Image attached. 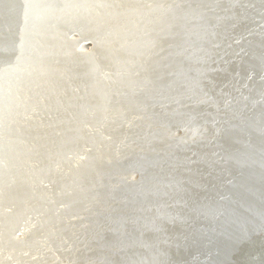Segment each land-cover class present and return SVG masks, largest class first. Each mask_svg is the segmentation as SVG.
Instances as JSON below:
<instances>
[{
  "label": "bare ground",
  "instance_id": "bare-ground-1",
  "mask_svg": "<svg viewBox=\"0 0 264 264\" xmlns=\"http://www.w3.org/2000/svg\"><path fill=\"white\" fill-rule=\"evenodd\" d=\"M51 2L0 93V262L264 264V2Z\"/></svg>",
  "mask_w": 264,
  "mask_h": 264
},
{
  "label": "snow or ice",
  "instance_id": "snow-or-ice-1",
  "mask_svg": "<svg viewBox=\"0 0 264 264\" xmlns=\"http://www.w3.org/2000/svg\"><path fill=\"white\" fill-rule=\"evenodd\" d=\"M262 2H264V0H262ZM68 5L69 4L53 3L51 0H24V3L22 4L24 27L21 30V42L18 46L20 49V54L14 61L8 63L4 67H0V78H2L3 81L0 83V93H2L5 112L11 111L17 94L14 80L11 79V77L16 75L18 78V74L24 70L23 65L25 64L26 36L30 33L32 28L36 27L37 25H42L56 12H63L64 8ZM99 5L102 6V4ZM65 35L66 39L71 41V37L67 36V34ZM72 43L76 44L77 42L72 41ZM215 47H219V45L216 44ZM80 48L82 49V45H80ZM217 70L219 69H213V71ZM248 79H251V75L248 77ZM261 79H264V76H262ZM245 99H247V97H245ZM26 118L28 117L26 116ZM83 159V156H77V160ZM25 255H28V253H25ZM0 264H2V262H0Z\"/></svg>",
  "mask_w": 264,
  "mask_h": 264
}]
</instances>
